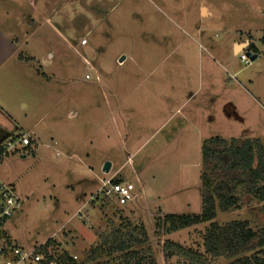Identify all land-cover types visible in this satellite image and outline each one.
Returning a JSON list of instances; mask_svg holds the SVG:
<instances>
[{"label": "rangeland", "instance_id": "1", "mask_svg": "<svg viewBox=\"0 0 264 264\" xmlns=\"http://www.w3.org/2000/svg\"><path fill=\"white\" fill-rule=\"evenodd\" d=\"M262 11L264 0L65 2L64 14L69 15L62 26L55 19L31 42L41 38L42 49L52 47L48 57L55 54L53 65L44 70L51 69L63 82L55 79L51 93L38 90L34 105L0 106V124L10 130L20 127L14 136L22 128L32 140L0 160V179L14 186L22 199V207L6 225L13 242L31 249L55 237L61 249L80 259L94 245L95 233L110 228L112 220L143 225L149 242L137 247L150 244L157 264L168 263L160 251L164 239L203 251L209 222L159 239L155 220L159 212L202 213L205 139L264 135V111L256 105L264 98L239 82L264 71ZM245 37L263 49L251 65L232 52L228 67L216 55L214 60H199L211 43L230 45L232 39ZM224 78L233 85L230 92L225 81H219ZM209 90L217 96L213 105L205 98ZM226 101L238 106L243 120ZM68 106L80 110L78 118L66 117ZM7 110L15 113L12 120ZM24 122L35 127L36 134ZM107 162L108 173L103 170ZM117 171L121 175L114 176ZM111 176L130 181L137 198L124 206L90 201L103 179ZM240 196L239 208L222 210L216 201L214 221L249 220L255 230H264V203L244 191ZM211 260L226 263L224 258Z\"/></svg>", "mask_w": 264, "mask_h": 264}, {"label": "trees", "instance_id": "2", "mask_svg": "<svg viewBox=\"0 0 264 264\" xmlns=\"http://www.w3.org/2000/svg\"><path fill=\"white\" fill-rule=\"evenodd\" d=\"M19 135V134H17ZM121 182L120 179H114ZM241 191L264 203V139L247 137L227 139L213 136L201 145V214L158 213L157 237L164 238L180 229L209 222L203 234V251L170 239H164L160 251L167 264H213L211 259L224 258V264H264V230H255L249 220L214 221L216 201L222 210L239 208ZM120 206V205H119ZM97 231L93 246L80 259L60 248L49 238L43 251L55 264H157L154 249L143 225L131 222L116 224ZM172 258L176 260L170 261Z\"/></svg>", "mask_w": 264, "mask_h": 264}, {"label": "crops", "instance_id": "3", "mask_svg": "<svg viewBox=\"0 0 264 264\" xmlns=\"http://www.w3.org/2000/svg\"><path fill=\"white\" fill-rule=\"evenodd\" d=\"M58 2L59 5L56 6L54 0H0L1 107L3 106L2 104L8 107L17 105H34L33 101L36 100V92H38V90H42L45 93H51L52 84L54 86L53 81L55 79L60 81V83L63 82L64 78H58L57 73L53 72L51 69L50 71H48L49 73L44 70V68H51L53 65L55 54H51L52 58L48 57V54L51 53L50 49L52 47L50 46L42 49L41 38H39L40 43L38 39H34L35 44L31 43L33 36H36L39 31H41V33H44L46 28L51 27L50 25H53L55 23V19H57L56 24L62 26L60 24L61 21H64V17L68 18L69 12L64 14L65 2H68V0H58ZM55 13L57 14V16H55ZM262 35L264 40V29ZM57 36L62 40L64 38V35L60 34L59 32ZM228 42L226 41L220 44L211 43L206 47L207 53L200 55L199 60L204 62L206 57L213 58L214 60V56L216 55L219 58L221 57L222 59H224L228 67L229 65H231L228 53L232 52L234 56H238V52L247 42L252 43L250 47L257 51V57L263 52V49L249 37H245L244 39L234 38L230 41V45L228 44ZM200 46L203 47L202 45ZM229 46L230 51H228ZM237 73L238 72H235L233 74V78H237ZM198 74L201 75L200 72ZM219 81H225L224 84H227L225 88L226 92H230L233 88V85L229 84L231 83L230 80L228 81L224 78V80ZM239 82L241 85L244 84L246 86H250L253 91L261 93L262 98H264V71L260 70L251 78L246 77L244 78V80ZM40 84H42L43 89ZM205 98L208 100L207 102L209 104L213 105L215 99H217V96L212 90H209L208 97L205 96ZM41 99L43 102L45 101L44 97H41ZM226 102V104L232 105L234 112L237 113L240 119L245 117L243 112L239 110L236 104H234L232 101ZM118 105L119 104H115L116 108L118 107ZM256 105H258L259 109H262L264 111V103L257 102ZM177 111H179V109ZM1 112L5 113L4 111ZM7 112L8 113L6 115L8 116V119L12 120L11 117L15 116V113L12 110H7ZM64 114H66V117L68 119L73 120L74 118L79 117L80 110H78L77 107L72 108L71 106H68L64 111ZM194 115H196V112H194ZM184 120L187 121V118ZM23 124H27V126H29V124L26 122H24ZM18 128L20 129V127H16L15 129ZM28 128L31 134H36L35 127L29 126ZM55 130L56 129L54 127L52 129V132L54 133ZM7 131H10V129L0 124V134H4ZM20 134L29 136L28 132H26L22 128L19 135ZM12 135H14V133ZM254 138L264 139V135L254 136ZM117 174L121 175L119 171L115 172L113 175L115 176ZM122 178L123 177L121 176V179ZM122 183L126 184L131 189L130 181L123 178Z\"/></svg>", "mask_w": 264, "mask_h": 264}, {"label": "built area", "instance_id": "4", "mask_svg": "<svg viewBox=\"0 0 264 264\" xmlns=\"http://www.w3.org/2000/svg\"><path fill=\"white\" fill-rule=\"evenodd\" d=\"M86 42V39L82 40L83 44ZM251 45L252 43L247 42L237 54L245 65L253 63V60L248 55V51L257 54V51L250 47ZM30 144L31 138L28 135L10 136L0 144V160L10 150L16 149L18 146H28ZM136 198L137 195L126 184L115 182L111 176L103 179L99 189L89 200L101 199L103 203L113 201L117 205L124 206L130 204ZM21 207L22 199L14 186L0 179V264H44L47 261V257L41 251V247L46 242L31 249H25L15 244L8 234L6 225ZM79 212L81 213V210ZM49 264L55 263L49 261Z\"/></svg>", "mask_w": 264, "mask_h": 264}, {"label": "water", "instance_id": "5", "mask_svg": "<svg viewBox=\"0 0 264 264\" xmlns=\"http://www.w3.org/2000/svg\"><path fill=\"white\" fill-rule=\"evenodd\" d=\"M248 55L251 57V59L254 61L256 58H257V54H254L250 51H248ZM124 60V57L120 58L119 61L122 62ZM16 129L14 130H10V131H7L5 132L4 134H2L0 136V144L6 140L7 138H9L14 132H15ZM110 168H111V164L109 162H107L103 168L104 172L108 173L110 171Z\"/></svg>", "mask_w": 264, "mask_h": 264}, {"label": "flooded vegetation", "instance_id": "6", "mask_svg": "<svg viewBox=\"0 0 264 264\" xmlns=\"http://www.w3.org/2000/svg\"><path fill=\"white\" fill-rule=\"evenodd\" d=\"M2 134H0V136H1Z\"/></svg>", "mask_w": 264, "mask_h": 264}]
</instances>
